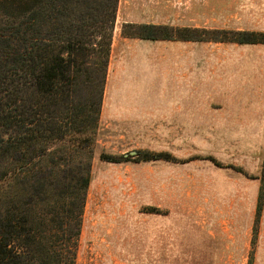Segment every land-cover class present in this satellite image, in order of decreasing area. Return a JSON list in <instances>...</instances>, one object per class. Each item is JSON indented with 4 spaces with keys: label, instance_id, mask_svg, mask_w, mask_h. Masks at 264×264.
Here are the masks:
<instances>
[{
    "label": "rangeland",
    "instance_id": "rangeland-1",
    "mask_svg": "<svg viewBox=\"0 0 264 264\" xmlns=\"http://www.w3.org/2000/svg\"><path fill=\"white\" fill-rule=\"evenodd\" d=\"M92 136L75 264H264V0H119Z\"/></svg>",
    "mask_w": 264,
    "mask_h": 264
},
{
    "label": "trees",
    "instance_id": "trees-1",
    "mask_svg": "<svg viewBox=\"0 0 264 264\" xmlns=\"http://www.w3.org/2000/svg\"><path fill=\"white\" fill-rule=\"evenodd\" d=\"M118 1L0 0V264L76 262Z\"/></svg>",
    "mask_w": 264,
    "mask_h": 264
},
{
    "label": "crops",
    "instance_id": "crops-1",
    "mask_svg": "<svg viewBox=\"0 0 264 264\" xmlns=\"http://www.w3.org/2000/svg\"><path fill=\"white\" fill-rule=\"evenodd\" d=\"M179 105L175 107H169L168 105H164L161 103L160 105L156 104L155 108H134L131 107L128 112V116H133V118L140 119H149L154 118L156 120V124H166L171 123L175 125V118L179 116L178 112ZM109 109V108H108ZM138 113V115H137ZM172 119V120H170Z\"/></svg>",
    "mask_w": 264,
    "mask_h": 264
},
{
    "label": "water",
    "instance_id": "water-1",
    "mask_svg": "<svg viewBox=\"0 0 264 264\" xmlns=\"http://www.w3.org/2000/svg\"><path fill=\"white\" fill-rule=\"evenodd\" d=\"M137 151L136 150H132L131 153H136Z\"/></svg>",
    "mask_w": 264,
    "mask_h": 264
}]
</instances>
